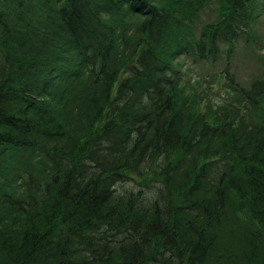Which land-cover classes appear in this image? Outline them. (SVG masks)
Wrapping results in <instances>:
<instances>
[{"label":"trees","instance_id":"obj_1","mask_svg":"<svg viewBox=\"0 0 264 264\" xmlns=\"http://www.w3.org/2000/svg\"><path fill=\"white\" fill-rule=\"evenodd\" d=\"M263 14L0 0V264H264V80L231 69Z\"/></svg>","mask_w":264,"mask_h":264},{"label":"rangeland","instance_id":"obj_2","mask_svg":"<svg viewBox=\"0 0 264 264\" xmlns=\"http://www.w3.org/2000/svg\"><path fill=\"white\" fill-rule=\"evenodd\" d=\"M253 34L256 35L257 40L251 46H242L239 48L237 56L233 63H231L232 71L236 72L239 81L249 86L250 83L256 78H261L264 80V14L259 18V20L253 26ZM207 64H192L191 62L186 61L185 64V74L188 75L189 78L193 81L194 84L199 81V79L203 82L202 74L207 69ZM221 65V64H220ZM207 90L206 86L203 84H199L198 90ZM209 97L213 99V101L217 100L211 95V91L207 90L205 92ZM209 97L205 98L200 104L196 107L197 111H203V103L204 101H208ZM200 101V100H199ZM210 107H215V105H210ZM201 110H198L200 109ZM19 156H15L14 160L18 162ZM12 159L13 167L15 168L16 162ZM19 163H22L19 161Z\"/></svg>","mask_w":264,"mask_h":264}]
</instances>
